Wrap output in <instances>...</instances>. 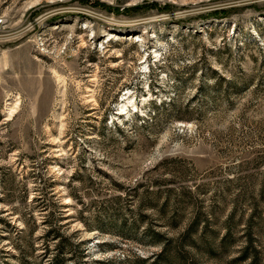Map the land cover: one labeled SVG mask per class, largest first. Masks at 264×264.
<instances>
[{
	"label": "rangeland",
	"instance_id": "rangeland-1",
	"mask_svg": "<svg viewBox=\"0 0 264 264\" xmlns=\"http://www.w3.org/2000/svg\"><path fill=\"white\" fill-rule=\"evenodd\" d=\"M0 22V264H55L52 230L66 264H151L153 234L174 264H264V0H0Z\"/></svg>",
	"mask_w": 264,
	"mask_h": 264
},
{
	"label": "trees",
	"instance_id": "trees-1",
	"mask_svg": "<svg viewBox=\"0 0 264 264\" xmlns=\"http://www.w3.org/2000/svg\"><path fill=\"white\" fill-rule=\"evenodd\" d=\"M163 104H159L158 108H161ZM163 108V107H162ZM59 217H61V215H59ZM58 219H55V222H58ZM53 234V236L59 240V243L56 244L55 246V251H56V256H55V264H66V260H64L63 257V253L64 251H66L67 248H78L80 249L81 246L77 245L76 247H73L72 244L69 243V240L63 239L60 235L58 231H54L52 230L51 232ZM152 238L155 240V245H159L160 246V252L155 256L154 260L152 261L151 264H174V261H172L173 259L170 257V251L168 250V246L164 245V244H160L161 242H159L160 240V235L159 234H153ZM85 251L80 252V258L84 257ZM70 254V258L69 260H72V255L71 252H69ZM250 256L249 254V249L246 248L241 256V260L242 261H247L248 259H250L249 264H257V258L255 257V255L253 256V258H248ZM83 261V259H82ZM74 263V262H73ZM137 264H147V262L145 260H141L138 261Z\"/></svg>",
	"mask_w": 264,
	"mask_h": 264
},
{
	"label": "bare ground",
	"instance_id": "bare-ground-1",
	"mask_svg": "<svg viewBox=\"0 0 264 264\" xmlns=\"http://www.w3.org/2000/svg\"><path fill=\"white\" fill-rule=\"evenodd\" d=\"M12 103H14V104L16 103V104L13 105ZM17 106H18L17 100L14 102L12 101L11 103L9 102L6 104L5 110L7 111L8 117H11L15 113L14 111L17 109Z\"/></svg>",
	"mask_w": 264,
	"mask_h": 264
},
{
	"label": "built area",
	"instance_id": "built-area-1",
	"mask_svg": "<svg viewBox=\"0 0 264 264\" xmlns=\"http://www.w3.org/2000/svg\"><path fill=\"white\" fill-rule=\"evenodd\" d=\"M1 23V22H0Z\"/></svg>",
	"mask_w": 264,
	"mask_h": 264
}]
</instances>
